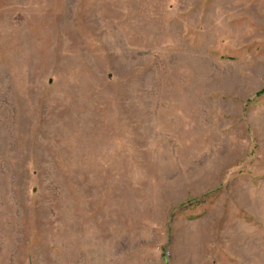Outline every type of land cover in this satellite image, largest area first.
Masks as SVG:
<instances>
[{
  "label": "rangeland",
  "instance_id": "obj_1",
  "mask_svg": "<svg viewBox=\"0 0 264 264\" xmlns=\"http://www.w3.org/2000/svg\"><path fill=\"white\" fill-rule=\"evenodd\" d=\"M0 264H264V0H0Z\"/></svg>",
  "mask_w": 264,
  "mask_h": 264
}]
</instances>
